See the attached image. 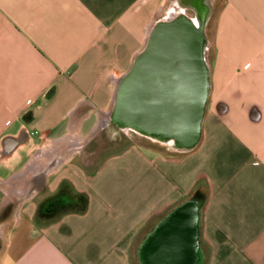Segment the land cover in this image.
I'll return each mask as SVG.
<instances>
[{"label": "crops", "instance_id": "obj_1", "mask_svg": "<svg viewBox=\"0 0 264 264\" xmlns=\"http://www.w3.org/2000/svg\"><path fill=\"white\" fill-rule=\"evenodd\" d=\"M175 1L0 0V264H141L145 234L192 197L201 264H264V0H211L193 150L103 152L117 82ZM62 186L85 211L38 219Z\"/></svg>", "mask_w": 264, "mask_h": 264}, {"label": "water", "instance_id": "obj_2", "mask_svg": "<svg viewBox=\"0 0 264 264\" xmlns=\"http://www.w3.org/2000/svg\"><path fill=\"white\" fill-rule=\"evenodd\" d=\"M212 9L211 0H176L152 25L117 82L104 119L113 131L131 130L174 152L198 145L211 88L206 26ZM199 208L192 197L161 221V231L149 230L139 245L141 264H201Z\"/></svg>", "mask_w": 264, "mask_h": 264}, {"label": "trees", "instance_id": "obj_3", "mask_svg": "<svg viewBox=\"0 0 264 264\" xmlns=\"http://www.w3.org/2000/svg\"><path fill=\"white\" fill-rule=\"evenodd\" d=\"M87 205L88 199L84 194L73 192L62 186L56 195L50 197L40 205L37 218L48 220L57 216L59 212L68 210L83 212L87 208Z\"/></svg>", "mask_w": 264, "mask_h": 264}, {"label": "rangeland", "instance_id": "obj_4", "mask_svg": "<svg viewBox=\"0 0 264 264\" xmlns=\"http://www.w3.org/2000/svg\"><path fill=\"white\" fill-rule=\"evenodd\" d=\"M206 33L208 35V39L210 41V45H209V49H208V61L210 64V61L213 58L214 55V45H213V41H212V37H213V33H214V26H213V21H210L208 26L206 27ZM112 146L111 147H106V150L103 151L105 152V154H108L110 152H116L118 150H120L123 146H125L126 144L130 143V142H147L150 141L147 138L131 131V130H117V131H113V135H112ZM151 142V141H150ZM106 143H108V138L106 139ZM157 146L159 145L158 143H154ZM161 146V145H159ZM163 149L167 150L164 146H161Z\"/></svg>", "mask_w": 264, "mask_h": 264}]
</instances>
